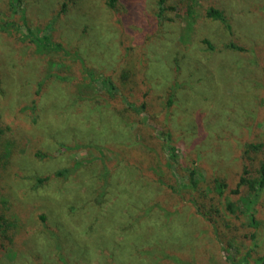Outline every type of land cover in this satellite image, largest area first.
<instances>
[{"label": "rangeland", "instance_id": "1", "mask_svg": "<svg viewBox=\"0 0 264 264\" xmlns=\"http://www.w3.org/2000/svg\"><path fill=\"white\" fill-rule=\"evenodd\" d=\"M162 8L0 0V264L264 257V191L255 222L231 192L264 144V0Z\"/></svg>", "mask_w": 264, "mask_h": 264}, {"label": "trees", "instance_id": "2", "mask_svg": "<svg viewBox=\"0 0 264 264\" xmlns=\"http://www.w3.org/2000/svg\"><path fill=\"white\" fill-rule=\"evenodd\" d=\"M166 0H158V6L159 10H163L162 6L165 3ZM17 3L19 0H12V3ZM104 4L108 8H114L116 5L117 0H103ZM12 11L15 12L17 7L14 5H10ZM204 15L209 18L216 21L221 22L225 27L228 28V23L226 16L218 9H215L213 7H209L205 10ZM44 40H47L46 37H44ZM46 44L47 42L38 39V44ZM227 47L237 50H242L241 47L234 45L233 43H229ZM61 172H58L60 174ZM189 181L190 184L195 187L196 181L193 179L194 173L193 171L189 172ZM214 190L218 196H221L226 188V184L221 179H214ZM242 187H245L248 189V193L252 195L248 201H245V207L246 211L248 212L250 216L251 222H255L254 220V206L257 203V200L259 198V195L262 191H264V144L263 143H257V144H249L245 146V149L241 156V172L238 178V181L236 183L235 188L231 191L233 194H239V191ZM242 201V198H241ZM227 210H229L231 213H235L236 216L240 215L242 212H235L232 208L231 203H227L226 205ZM232 241L227 242L226 244V255L228 259L234 262V264L237 263V259H232V255H228V251L233 247ZM3 246V244H2ZM250 258L249 254H244L242 256L241 262L242 264H249L248 260ZM239 259V260H240ZM254 262L258 264H264V257H260L257 260L254 259Z\"/></svg>", "mask_w": 264, "mask_h": 264}]
</instances>
